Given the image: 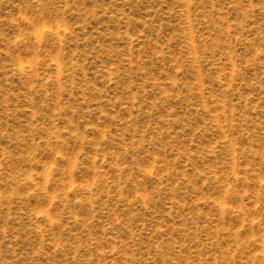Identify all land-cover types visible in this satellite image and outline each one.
I'll return each mask as SVG.
<instances>
[{"label":"rangeland","instance_id":"rangeland-1","mask_svg":"<svg viewBox=\"0 0 264 264\" xmlns=\"http://www.w3.org/2000/svg\"><path fill=\"white\" fill-rule=\"evenodd\" d=\"M0 264H264V0H0Z\"/></svg>","mask_w":264,"mask_h":264}]
</instances>
